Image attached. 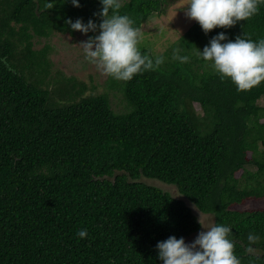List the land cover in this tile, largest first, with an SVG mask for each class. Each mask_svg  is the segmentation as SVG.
<instances>
[{
  "label": "trees",
  "instance_id": "trees-1",
  "mask_svg": "<svg viewBox=\"0 0 264 264\" xmlns=\"http://www.w3.org/2000/svg\"><path fill=\"white\" fill-rule=\"evenodd\" d=\"M120 0L142 26L172 2ZM0 0V264H163L157 244L202 229L192 208L142 178L174 186L229 239L241 264H264V82L238 92L201 53L223 33L264 39L256 15L205 34L196 22L162 54L159 69L95 94L76 77L52 76L51 47L35 39L72 34L67 23H102L101 0ZM52 4V8H46ZM111 14V12H110ZM188 56L172 59L173 50ZM87 230L81 239L77 233ZM259 240L247 253L248 235Z\"/></svg>",
  "mask_w": 264,
  "mask_h": 264
},
{
  "label": "clouds",
  "instance_id": "clouds-1",
  "mask_svg": "<svg viewBox=\"0 0 264 264\" xmlns=\"http://www.w3.org/2000/svg\"><path fill=\"white\" fill-rule=\"evenodd\" d=\"M73 6L79 7L77 0H71ZM103 5L102 23L99 24V35L90 37L81 43L85 60L94 65L104 76L118 81H130L137 74L154 71L164 63V57L153 60L142 55L139 43L142 33L134 28V21L128 15H120V0H101ZM264 0H188L186 16L196 21L205 34L215 28H231L239 21H246L257 14L258 5ZM52 8V4H46ZM111 12V14H110ZM72 30L87 35L96 32L97 25L89 20L85 25L77 19L74 23L68 20ZM226 36L221 33L210 41L198 55L219 75L221 81L229 79L238 92H247L264 82V39L258 43L251 39L237 37L235 42L221 43ZM173 60L187 63L189 57L180 55V49H174ZM201 223V220L199 221ZM202 225V224H201ZM231 229L223 225L211 226L201 231L192 244H186L183 238L174 236L157 244L159 259L163 264H241L234 254L235 244L229 239ZM77 235L84 239L86 229ZM247 253L255 250L259 237L249 233Z\"/></svg>",
  "mask_w": 264,
  "mask_h": 264
},
{
  "label": "rangeland",
  "instance_id": "rangeland-1",
  "mask_svg": "<svg viewBox=\"0 0 264 264\" xmlns=\"http://www.w3.org/2000/svg\"><path fill=\"white\" fill-rule=\"evenodd\" d=\"M188 0L172 2L165 11L157 13L148 20L140 29L142 39L140 47H151L154 54H162L167 48L185 35L189 29L196 23L186 16ZM90 32L85 35L76 31L74 35L66 33H56L50 38L35 39L36 48L41 49L46 45L51 47L50 60L52 62V76L56 77L58 73L65 77H76L80 82H84L89 88L88 93L94 88L95 94L109 93L112 107L116 112L124 109L125 103L122 102V94L118 90H110L108 82L111 77L102 75L94 65L85 60L81 43L87 42L90 38ZM142 182L156 186L172 194L175 198L181 199L189 205L201 220L202 229L186 239V244H192L201 231L214 226L215 220L211 215L202 214L191 202L180 195L174 186H168L158 180L141 179ZM238 208L258 209L264 208V200L248 201L245 205Z\"/></svg>",
  "mask_w": 264,
  "mask_h": 264
}]
</instances>
